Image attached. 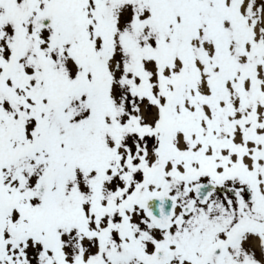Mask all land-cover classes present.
Returning a JSON list of instances; mask_svg holds the SVG:
<instances>
[{
	"label": "snow or ice",
	"instance_id": "1",
	"mask_svg": "<svg viewBox=\"0 0 264 264\" xmlns=\"http://www.w3.org/2000/svg\"><path fill=\"white\" fill-rule=\"evenodd\" d=\"M0 264H264V0H0Z\"/></svg>",
	"mask_w": 264,
	"mask_h": 264
}]
</instances>
